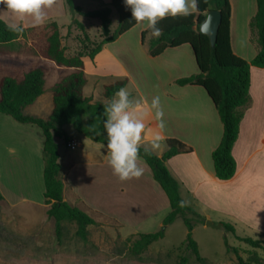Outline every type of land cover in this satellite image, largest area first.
<instances>
[{
    "label": "rangeland",
    "instance_id": "1",
    "mask_svg": "<svg viewBox=\"0 0 264 264\" xmlns=\"http://www.w3.org/2000/svg\"><path fill=\"white\" fill-rule=\"evenodd\" d=\"M61 1L63 2V0H58L55 5L57 19L52 20L61 25L59 32L62 45L66 50V55L72 56L85 47L87 44L86 37H88V41L90 39L97 41L100 31L96 32V24L88 21V19L79 15H74L72 18L65 3L62 6ZM76 1L77 4H75L85 10L99 8L94 0ZM102 1L104 4L109 2V0L107 2L106 0ZM253 2L255 3V0H243L245 9L251 10L249 3L252 5ZM235 8L239 11L242 10L240 2L236 3L235 1ZM52 14L50 9L47 10V18H54ZM77 16H79V20L76 18L78 21H88L86 23L89 24L90 35L84 36V33L72 24L73 19ZM112 20V28H116L118 17L115 11ZM5 22L10 25L14 21ZM236 22L237 37L234 40V49L239 54L246 50L247 53L243 55V58L249 59L253 53L252 45L248 43V37L251 34L250 22H242L241 16H238ZM51 23L53 22L47 20L42 26L35 27L34 31L28 32L24 38L16 43L14 49L5 50L6 53H2L7 57L0 58V63L6 64L0 67L3 71L2 74L16 78H21L25 72L36 66L46 67L43 101L51 98L55 84L71 72L67 68H59L62 70H58L57 66L41 56L47 37L51 34V28L48 27ZM144 26L142 24L133 28L109 48L114 52L115 58H111L105 52L97 60H84L88 90L93 91L96 101H103L106 86L125 80L127 82L126 89L131 93L132 98L146 100L150 104L154 96H160L161 105L166 108L164 111L166 131L170 130L171 133L175 134L177 127L191 129L194 125L198 126L199 116H193L194 113L190 107L186 106L188 113H182L183 109L180 106H171L173 102L167 98L174 90L179 89V86L173 83L175 78L179 76L186 78L197 72L195 62L192 59L191 62H188V59L183 56L180 58L176 56V59L169 58L167 56L169 54L151 57L149 52L144 50L145 46H148L149 37L142 43L141 30ZM89 47V49L92 48L91 45ZM170 53L178 52L172 51ZM14 59H17V63H19L15 67L13 65L16 64ZM176 62L178 68H172ZM11 63L13 64L11 65ZM200 91L203 93V97H208L203 89ZM216 117V124H211V126L214 127L219 124L218 131L220 132L222 123L218 114ZM146 125V128L151 125L150 117L146 120ZM153 131V128H149L146 133L151 135ZM71 132L76 134L73 130ZM7 160L14 159L9 158ZM13 165H17L18 168L16 176L8 173L5 166L0 164V189L4 185L9 186L12 180L14 181L13 186L14 184H23L24 189L21 192H26L27 196L31 194L35 200L43 203L45 188L42 152L40 156L25 152L17 164L15 162L9 163V166L12 167ZM80 172L85 174L86 171ZM93 190L97 191L95 188ZM104 193V199H100L98 204H94L88 209L90 216L95 219L96 225L88 227L89 235L86 242L76 236L75 225L67 222L63 223V230L58 238L55 233L54 222L49 220L45 210L38 206L20 205L14 213L11 212L7 215L6 211L3 214L0 205V264H180L182 258L188 260L187 264H241L234 253H227L225 237L230 246L238 250V255L244 263L259 264L264 262V250L252 249L237 239V237H249L262 240L263 237L260 233L255 230L249 231L241 227L242 225L233 223L231 219L219 220L218 213L212 212L209 215L210 219H207L209 217L206 218L205 214L199 213L198 217L201 221L196 223L193 231V239L197 242L199 254L206 261L205 263L198 262L192 252L182 246L187 235L182 217H179L166 228L163 239L151 244L140 258L134 257L131 253L133 242L141 234L159 231L165 214L171 209L168 207L166 213L161 210L152 217L145 219H140L139 216L137 218L131 216L130 218L126 214L118 215L119 210H114L112 205L113 199L133 198L130 192L128 194L120 193L119 190L106 188ZM195 208L199 209V207ZM118 218H121L122 221ZM208 222L213 223V226H209ZM224 223L236 227V234L226 231L223 227Z\"/></svg>",
    "mask_w": 264,
    "mask_h": 264
},
{
    "label": "trees",
    "instance_id": "2",
    "mask_svg": "<svg viewBox=\"0 0 264 264\" xmlns=\"http://www.w3.org/2000/svg\"><path fill=\"white\" fill-rule=\"evenodd\" d=\"M64 2L72 16L79 15L83 18L98 20L103 40L91 43L86 37L85 47L74 55L67 56L62 45L58 24L55 22L49 24L51 34L47 37L41 56L59 68L71 70L70 74L55 84L52 89L53 110L51 115L43 119L24 114V110L33 105L45 92L47 70L44 66L30 69L21 78L4 76L0 79V113L10 116L20 124L37 126L42 130L45 139L42 156L44 202L48 207L46 215L54 222L58 238L61 236L63 223L67 222L75 225L76 236L86 242L89 235L88 227L96 225V221L85 210L64 201V183L58 153L59 141L66 144L70 142L68 136L70 129L106 147L107 136L103 126L106 118L104 106L116 91L121 87H126L127 82L122 80L106 86L103 94L104 101L93 102L83 93L87 84L84 58L94 60L104 45L116 41L138 24L132 19L131 10L126 8L124 0H111L109 7L104 6L96 10H85L77 6L74 0H64ZM199 9L198 13L187 18L168 17L160 21L158 26L163 29V34L159 38L151 39L149 53L155 58L161 56L166 50L178 49L185 45L192 48L199 74L179 79L176 84L180 87L203 89L214 105L223 126L221 142L212 152L214 175L220 181H229L235 176L237 170L233 148L238 140L245 112L251 105V68H264V0H256V14L250 21L251 42L259 48L257 55L250 62L240 58L232 50L229 0H199ZM113 10L118 15V27L112 32ZM208 11H220L222 14V22L214 47L211 46L208 36L200 32ZM72 24L84 33V36L87 35L86 27L82 22L73 19ZM68 30L70 32V27ZM32 31L34 28H24L21 33L13 32L9 29V25L0 18V52L14 48L21 38ZM147 35H150L149 30L142 33V40ZM89 45L92 46L91 49ZM166 146L167 150L162 157L156 156L151 150L145 152L146 147L144 146H141L139 156L150 168L154 180L167 196L171 210L164 218L159 231L139 235L131 246V253L134 257L140 258L151 244L165 237L168 226L182 217L187 230L182 246L191 251L198 262L205 263L206 261L199 254L198 244L193 239L196 223L201 220L192 207L179 206L178 202L183 200L180 185L166 167V162L171 158L189 154L193 150L173 138L166 140ZM223 227L226 231L236 234L233 225L224 223ZM237 239L252 249L264 250L263 240L249 237H237ZM224 242L227 253H234L241 264H247L238 255V250L230 246L226 237ZM187 262L186 258H182L180 264H187ZM259 264H264V262Z\"/></svg>",
    "mask_w": 264,
    "mask_h": 264
},
{
    "label": "crops",
    "instance_id": "3",
    "mask_svg": "<svg viewBox=\"0 0 264 264\" xmlns=\"http://www.w3.org/2000/svg\"><path fill=\"white\" fill-rule=\"evenodd\" d=\"M94 1L97 2L96 4L99 5V8L104 6L109 7L111 3V0H109V2L106 0V4H104L102 0ZM235 1L236 3L240 2L242 10L239 11V9L235 8ZM74 2L76 3L77 1L74 0ZM64 3L63 0L61 3L62 6ZM229 3L231 6L230 38L232 50L240 58L246 59L243 58V55L247 53L246 50L241 51V54H239L234 49V40L237 37L236 21L238 16H241L242 22L244 23L245 21L249 23L252 20L256 14V0L252 5L249 3L251 8L249 11L245 9L246 7L243 4V0H229ZM50 10L54 18L49 17L46 21L48 20L58 24V22L52 20L57 19L55 6ZM114 11L115 10H113V12ZM115 14L117 13L115 12ZM78 17L79 16L75 17V19H78ZM0 18L4 21L12 22L13 20L14 22L12 23H17L15 18L2 4H0ZM72 18L74 17L72 16ZM88 21L96 24V32L100 31V23L98 20L88 19ZM80 22L85 25L86 33L90 35L89 24L84 21ZM139 25L142 24H138L135 27ZM58 26L60 27L61 25L58 24ZM24 28L35 27L31 26V21L28 19L24 24ZM116 28H112L111 26L112 32ZM146 30L147 28L145 25L141 31L143 33ZM148 37V46L144 48L147 52H149V43L151 39L154 38L151 35H147L145 39L142 40V43H144ZM102 40L103 37L101 33L97 41L90 39L91 43L100 42ZM116 41L104 45L101 52L94 60H97L105 52L109 54L111 58H115L114 52L109 48L113 46ZM248 43L252 45L253 51L250 58L246 59L247 62H250L257 55L259 48L256 44L251 42V34L248 37ZM4 51L5 50H2V52H0V58L7 57V55H2V53H6ZM172 51L178 53L172 54L170 53ZM166 54H169L167 55L169 58L173 57V59H176V56L177 58L183 56L188 59V62H191V59L195 62L192 48L188 45L178 49L166 50L161 56ZM85 59L89 58H84V60ZM14 60L16 64L11 63V65L13 64L15 67L19 65V63H17V59ZM4 65L0 63V67ZM174 67L178 68L177 62L173 64L172 68ZM57 68L58 70H62L59 69V67ZM2 73L3 71L0 68V79L4 76H10ZM197 74H199L198 68L197 72L190 75L193 76ZM179 79L182 78L180 76L175 78L173 83H176ZM87 84L84 88V96L87 98L91 97L93 102H98L94 98L93 91L88 90ZM200 90L202 89L198 87L179 86V89L174 90L172 94L167 96V98L173 102L171 106H180L183 109L182 113H188L187 107H190L194 113L193 116H199L197 120L199 122L198 126L194 125L191 129H187L188 127H177L178 131L176 130L175 134L171 133L170 130L166 131V129L161 131L157 127V122L153 114L149 116L151 118V125L146 128L143 134L142 145L151 150L158 157H162L166 152V140L170 138L177 139L191 147L193 150L191 153L175 156L166 162V167L170 174L180 185L182 199L186 201L187 205L192 207L195 212L198 211L196 212L197 214H205L207 218L210 212L218 213L219 220L227 221L231 219L233 223H237V225L240 224L242 225L241 227L249 231H257L262 235V240H264V68H251V105L245 112L244 119L240 125V134L233 148V156L236 160L237 170L235 176L229 181H220L214 175L212 152L221 142L223 126H220V132L218 131L219 124L214 127L211 126V124H216V114L218 113L209 97H203V93H201ZM44 94L39 97L33 105L28 106L24 110L25 115L43 119H47L51 115L53 110L52 96L48 100L43 101ZM163 110L165 111L166 108L163 107ZM213 118L215 119L213 120ZM149 128L154 129L151 135L146 133ZM156 133L162 135L163 139L160 141V147L153 150L151 148V141ZM68 136L70 138L69 143L74 144V149L68 147L69 143L64 144L63 141H59L58 150L59 163L62 168L61 176L64 183V201L90 213L88 209L94 206V204H98L100 199H104L105 189L112 188L114 190H119L120 193L128 194L130 192V195L133 197L131 199H113L112 205L114 210H119L118 215L126 214L130 218L131 216L136 218L139 216L140 219H145L152 217L161 210H164V213L168 211V207H170L168 198L160 185L154 180L152 171L142 159L138 161L140 167L143 168L142 176L139 179L121 182L118 177L113 174V170L107 162L106 147L88 140L77 132L73 134L70 129L68 130ZM44 140L41 129L31 125L20 124L10 116L0 113V164L5 166L8 173H12L13 176L18 174L17 165L11 167L9 163L13 164L15 162L17 164L25 152L40 156L43 150ZM9 158L14 160L8 161L7 159ZM80 171L86 172L82 174ZM13 182L14 181L11 180L9 186L4 185L0 189V205L2 206L3 214L4 211H6L7 215L11 212L14 213L20 205L38 206L47 212L48 207L45 205L44 200L43 203H40L33 198V195L29 194L27 196L25 194L26 192H21L24 189L23 184H14L13 186ZM90 186H92V188H90ZM94 188L99 192L94 191ZM2 189L6 192H3ZM195 207H199V209ZM169 213L170 211L165 214L164 218ZM2 219L5 220V218ZM118 219L122 221L121 218ZM207 219H210V217Z\"/></svg>",
    "mask_w": 264,
    "mask_h": 264
},
{
    "label": "clouds",
    "instance_id": "4",
    "mask_svg": "<svg viewBox=\"0 0 264 264\" xmlns=\"http://www.w3.org/2000/svg\"><path fill=\"white\" fill-rule=\"evenodd\" d=\"M57 2L58 0H0V4L17 21L9 25V29L16 33L24 31V24L28 19L32 27L42 26L47 18V10L52 9ZM124 4L131 10L132 19L137 24L146 25L154 38L163 34V29L158 25L165 18H187L200 11L199 0H124ZM153 114L157 127L163 131L166 123L159 95L154 96L149 104L146 100L132 98L131 93L121 87L105 103L106 118L103 126L107 136L106 158L113 174L121 182L139 179L143 174V168L138 163L139 153L147 127L146 120ZM162 139V135L156 133L151 141V148L158 149ZM148 151L145 148V152ZM178 203L180 207L187 206L184 200Z\"/></svg>",
    "mask_w": 264,
    "mask_h": 264
},
{
    "label": "water",
    "instance_id": "5",
    "mask_svg": "<svg viewBox=\"0 0 264 264\" xmlns=\"http://www.w3.org/2000/svg\"><path fill=\"white\" fill-rule=\"evenodd\" d=\"M222 22V14L220 11H208L207 17L200 27L203 28L202 34L208 36L211 46L214 47L217 41L219 27ZM196 29V27L194 28ZM209 226H213V223L208 222Z\"/></svg>",
    "mask_w": 264,
    "mask_h": 264
},
{
    "label": "built area",
    "instance_id": "6",
    "mask_svg": "<svg viewBox=\"0 0 264 264\" xmlns=\"http://www.w3.org/2000/svg\"><path fill=\"white\" fill-rule=\"evenodd\" d=\"M68 147H69L70 149H74V144H73V143H69V144H68Z\"/></svg>",
    "mask_w": 264,
    "mask_h": 264
}]
</instances>
